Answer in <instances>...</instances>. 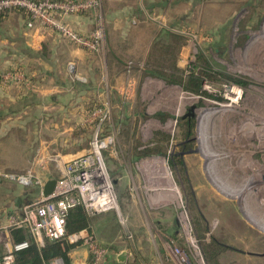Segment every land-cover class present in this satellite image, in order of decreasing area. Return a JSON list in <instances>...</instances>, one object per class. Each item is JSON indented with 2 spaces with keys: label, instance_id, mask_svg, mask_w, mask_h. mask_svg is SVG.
I'll list each match as a JSON object with an SVG mask.
<instances>
[{
  "label": "rangeland",
  "instance_id": "1",
  "mask_svg": "<svg viewBox=\"0 0 264 264\" xmlns=\"http://www.w3.org/2000/svg\"><path fill=\"white\" fill-rule=\"evenodd\" d=\"M112 2L116 16L125 11L122 7L126 5L136 9L131 10L133 13L130 17L135 20L136 25L124 23L106 27L102 20L104 40L97 51L100 52L101 47L109 39L112 41L113 48L107 49L109 51L107 58L114 60L115 67L122 68L128 80L127 84L131 85V88L125 90L123 94L115 91L113 97L120 96L125 100L130 97L136 99L131 118L125 116L127 115L126 106L121 108V114L118 117L117 110L113 112L112 105L104 102L111 109L109 124L117 131L115 147L122 149L127 145H143L142 148H148L153 136V141L158 143L155 146L157 149H152L151 152H157L168 159L166 168L172 180L165 168L164 180L173 194L166 192L163 181L162 188L166 190L163 191L162 198L156 207L152 206L149 199V184L139 182L136 185L126 186L127 205L124 209L119 205L121 216L126 218L125 227L119 224L116 214L114 218L110 215L90 217L89 224L94 238L100 244V240L105 241L103 238L111 242V245H108L112 254L111 264H264V235H260L256 230L258 228L252 227L243 216L245 212H248L246 207H250V199L245 203L244 201L251 195L245 192L246 194L239 200L232 196H225L224 192L218 189L221 188L219 184L223 185L221 176H227L230 173L231 180L234 181L242 174L236 169L219 172L220 165L228 168L226 160L220 164L216 161L213 170L217 175L208 177L207 170L203 168L205 164L201 157V147L195 140L198 128L196 119L195 125L192 121L190 141L182 147L179 144L175 146L177 140L182 141L185 130L183 123L179 125V121L183 119L178 118L174 129L175 143L171 145L170 154L168 150L171 135L166 129L167 123L174 122V114L183 116L187 112L186 108L191 105H194L197 110L228 105L229 101L222 92V86L231 82L229 78H234L243 84L241 100L234 104L231 110L221 113V118L217 115L218 119L210 120V127L208 126L207 129L204 127V132L209 135V132L213 134L216 129H219L223 134L231 137L229 144L235 137V146L243 148L241 161L249 158L252 151L256 152L258 140H264V0H205L198 1L194 8L179 0L173 8L160 9L164 11H162L164 17H161L163 25H154L152 21L150 22V20L158 19L156 13L146 15L147 13L137 9L139 0H113ZM140 2L144 5L145 0ZM101 4L100 0V7L97 9L99 12ZM100 13L102 15V12ZM19 15L25 20V30L22 31V27H19L18 32L21 31V33L11 37L10 31L17 28ZM146 17L149 21L143 23ZM26 24L27 17L23 10L8 11L4 20L0 22V47L5 49L4 52L7 55L10 54V47L20 54L32 51L25 42H22L23 40H20L24 36L21 37L19 34L33 32L41 27L38 25L28 27ZM64 25L71 31L85 36L76 32L68 24L64 23ZM50 33H52L50 38L55 36L65 45L79 48L60 34ZM16 38L18 41H13ZM57 38L55 39L57 48L64 46ZM48 46L47 43H41L40 48L35 49L48 51L51 47ZM63 49L58 48L59 51ZM81 50L88 54L97 53ZM13 59L17 60V58L8 57V60L14 61ZM69 65H72L73 73H70ZM75 65L77 64L73 61L67 64L71 79L84 80V77L78 75ZM12 69L20 70L16 67ZM148 70L160 71L167 77L171 74L174 77L182 76L183 81H187L190 71H193L194 75L201 71L206 78L202 81L200 90L208 96L197 92H185L177 84H168L162 79L147 75ZM4 72L0 71V73ZM23 76L28 80V86H19L32 91L34 89L32 80L25 73ZM116 81L121 80L116 78ZM151 81L152 84H149ZM136 82L140 86L145 82L146 90L143 96L140 95L138 88L136 90ZM184 96L196 100L194 99L192 103L179 102V98ZM207 100L218 104L211 105ZM152 109L155 111L151 113ZM197 110L195 117L199 114ZM157 112L162 114L158 115ZM66 124L69 125L67 121L58 123L64 129ZM256 131L257 134H261L256 136L254 133ZM143 133L150 137H146L147 141L143 140ZM237 134L239 137L236 138ZM214 144L220 143L214 140ZM207 146L211 151L218 153L219 148L215 150L208 143ZM188 149L199 151L197 155H188ZM239 150L241 149H237ZM258 150L259 154H255L252 158L260 161L264 150L260 148ZM230 167L233 165L230 164ZM210 173L213 174L214 171ZM249 175L250 173L244 171L245 177ZM59 178L60 176L56 180ZM224 186L226 185L222 188L225 189ZM258 187L260 186L256 185L253 188ZM15 191L16 189L8 185V182L0 180V218L12 206ZM135 203L141 205V208L137 205V208H140L137 209L134 206ZM110 214L113 213L110 212ZM98 215L101 214L95 216ZM182 215L189 220L190 235L181 225ZM4 219L5 217L0 220ZM259 220V218L254 219L255 222Z\"/></svg>",
  "mask_w": 264,
  "mask_h": 264
},
{
  "label": "crops",
  "instance_id": "2",
  "mask_svg": "<svg viewBox=\"0 0 264 264\" xmlns=\"http://www.w3.org/2000/svg\"><path fill=\"white\" fill-rule=\"evenodd\" d=\"M101 1L100 12H102V15L98 10H92L83 14L60 17V20L82 35L89 34L93 30L96 21L100 18L104 21L106 27L123 25L124 23L136 25L135 20L130 18L133 13L131 10L136 9H132L129 5L122 7L125 11L121 12V18L119 14L116 16L114 13L113 0ZM182 1L194 8L197 6L198 1L205 0ZM177 2L179 0H145L143 5L139 0L137 9L147 13L146 15L153 14V12L156 13L158 19L150 20V22L152 21L154 25H163L161 17H164V11L162 10V12L160 9L173 8ZM218 2L220 3L221 1ZM19 17L17 28L10 31L11 37L21 33V31L18 32L19 27H22V31L25 30V20L20 15ZM2 20L4 18L0 22ZM148 21L149 19L146 17L143 23H148ZM107 32H109L108 28ZM51 34L43 28L27 32L26 34H19L21 37L24 36L20 40H23L22 42H25L28 48L32 50L22 54L10 47L9 50L13 52L11 53L10 51V54L7 55L4 52L5 49L3 50L0 47V71L14 70L12 68L15 67L19 68L32 80L34 85L32 91H27L20 86H2L0 84V169L11 172H24L32 168L37 175L42 177L45 183L50 180L55 181L60 176L62 167L67 161L85 152L92 133V128L86 125L84 121L88 106L107 102L112 105L113 112L117 110L118 117L121 114V108L126 106L127 115L125 116L131 118V111L136 101V99L131 97L127 100L120 96L113 97L115 91L118 94H123L125 90L131 88V85L127 84L128 80H126L127 77H125L126 74L122 68L115 67L114 60L107 58V53L109 52L107 49L109 47L113 48L110 39L101 47L100 52L88 54L75 46L65 45L54 34V37L50 38ZM56 38L59 43L62 42L61 44H64V46H58L59 49L64 48L61 51L57 48ZM13 41H18V39L16 38ZM41 43H47L51 47L48 51L35 49L36 47L40 48ZM13 54L17 55L14 56ZM8 57L17 58V60L13 59L14 61H11L8 60ZM69 61L77 64L75 65L76 70L78 69L77 73L84 77V80L82 79L84 82L71 79L67 68ZM116 78L121 81H116ZM149 84H152V81ZM137 88L140 91V95L143 96L146 90L145 82L141 86L136 82V90ZM141 100L143 101L144 99ZM153 110L155 111V109H152L150 112H154ZM157 114L160 115L162 113L157 112ZM181 117H177L176 121ZM216 119L218 118H210L213 121ZM59 121H67L69 125L66 124L67 126L65 125L64 129L58 125ZM223 135L225 134L222 131H214L213 134L209 132L207 143L215 150L219 148L220 151L222 147L224 148ZM143 136L146 137V134L143 133ZM151 137L152 141L148 148L155 147L156 144L153 141V136ZM186 140L190 139L177 140L175 146L179 144L184 147L189 142L184 143ZM214 140L220 144L215 145ZM142 146L127 145L122 149L114 147L104 154L119 205L123 209L128 202V195L125 189L128 185H136L139 182L149 184V199L153 204L152 206L156 207L162 198L164 190L167 189V193L173 194L170 191L171 188L167 186L164 180L166 178L164 168L169 172L166 168L168 159L157 152L150 154L141 153L146 149V147L142 148ZM207 148L210 156L213 151L210 150V147L207 146ZM241 153L242 151H237L230 146L225 149V154L231 155L238 162L236 167L234 162L232 169H236L242 176H239L237 180L234 179V181L231 180L230 176H221V183L224 185L237 186L249 183L250 177H245L244 171L245 173H250L252 169L244 167V162L241 161L243 158ZM202 160L204 161L205 159L202 158ZM203 164H205V161ZM203 168L205 169V167ZM221 170L226 169L220 165L219 172ZM170 179L172 180L171 174ZM163 181L166 189L162 188ZM8 185L16 189V194L13 197L12 206L3 213L5 219L13 212H19L24 204L33 200L39 194L37 188L24 189L9 182ZM137 205L139 206L138 203L134 204L136 208ZM139 207L141 208V205ZM109 215L112 218L115 216L114 213L111 215L110 212H105L92 217ZM5 219L3 221L0 220V225L5 222ZM21 233L24 235V239L27 238L25 233ZM11 236L14 239L13 234ZM103 239L105 241L100 240L102 245H111L108 239Z\"/></svg>",
  "mask_w": 264,
  "mask_h": 264
},
{
  "label": "built area",
  "instance_id": "3",
  "mask_svg": "<svg viewBox=\"0 0 264 264\" xmlns=\"http://www.w3.org/2000/svg\"><path fill=\"white\" fill-rule=\"evenodd\" d=\"M99 7L100 0H0V11L23 10L27 17L26 25L28 27L38 25L48 32H56L79 48L90 52H97L102 46L104 40L102 20L98 19L94 30L89 35L81 36L64 25L60 17L90 12L99 9ZM69 67L70 73H73L72 65ZM0 83L5 86H28V80L20 70H8L0 73ZM222 92L229 104H236L242 98L243 88L236 83L229 82L222 86ZM208 102L211 105L218 104L213 101ZM196 110L195 108L194 114ZM204 110H197L198 117L194 115V125L196 119L198 127L195 140L196 144L201 147V157L205 159L208 177L212 178L213 175H217L213 170L216 161H219L220 164L227 160L228 168H225L226 170L232 169L234 162L236 167L238 162L231 155L225 154L223 147L218 153L212 152L209 156L208 134L204 132V127L206 129L208 126L210 127V119H204L202 112ZM177 117L180 116L175 114L174 122H169L166 125V129L169 130L167 132L171 135L169 154L172 143H175L174 129ZM84 121L86 125L92 128L88 146L83 154L73 157L63 165L60 178L55 180L53 190L48 196L42 195L45 181L32 168L24 172L0 169L1 181L12 183L24 189L37 188L39 190L36 198L24 204L19 212L10 214L5 222L0 225V264H13L16 257L29 248L30 241L35 244L37 249L44 248L47 241L60 242L63 251H65L63 242L80 243V245H72L73 247L65 252L68 264H111L112 254L109 247L96 241L92 233L86 229L67 233L65 229L67 212L75 206H81L86 215L90 217L105 212H113L123 228L126 224V218L120 213L114 183L107 170L104 156L106 151L115 147L116 142L117 131L109 124L111 109L107 103L100 104L87 112ZM171 123L172 126H170ZM146 137L144 136L143 140H146ZM196 151L199 150L196 149ZM258 152L260 151L257 146L256 152L252 151L248 156L249 158H245L243 161L244 167L252 169L249 175L252 190L247 191L251 197L244 201L245 203L250 199V207H246L248 212H245L243 216L252 227L259 226V229H256L257 232L264 235V155L261 156V163L258 159L252 158L255 154L258 155ZM230 164L233 167H230ZM213 171V174L210 173ZM227 176H230V173ZM219 185L222 187L224 184ZM256 185L260 187L253 188ZM218 189L224 192L225 196H231L230 189ZM255 209L260 212L257 213ZM246 213L252 214L250 217L259 218V222H255L251 218L249 220L245 216ZM188 221L182 215L181 225L184 231L190 235ZM13 231H21L26 234L27 238L22 241H15L11 236ZM49 264H64V261L57 257Z\"/></svg>",
  "mask_w": 264,
  "mask_h": 264
},
{
  "label": "trees",
  "instance_id": "4",
  "mask_svg": "<svg viewBox=\"0 0 264 264\" xmlns=\"http://www.w3.org/2000/svg\"><path fill=\"white\" fill-rule=\"evenodd\" d=\"M7 12L8 11H0V20L5 18ZM192 66H194V64ZM147 75L162 79L168 84H177L185 92H192V93L197 92L206 97L208 96V94L200 90V85L202 81H204L206 78V76L201 71H198L197 73H195V75L193 71H190V75L188 74L189 77L187 78V81H183L182 76L174 77L172 76L173 74H171L169 77H167L162 72L154 71V70H148ZM229 79L233 83L243 85L242 82L237 79H234V78H229ZM96 106H98V104H93V105L88 106V108L86 109V112L90 111ZM192 121L194 120L185 119V120L179 121V125L180 123H183L185 127L182 140L185 138H190L191 136L190 131L192 129ZM157 143L158 142H156L155 146H157ZM152 149H157V147L146 148L145 150H143V153L150 154L152 153L151 151H153ZM89 218L90 216L86 215V213L83 211L81 206L72 207L71 209L68 210L66 219H65L66 220V226H65L66 232L73 233V232H76L82 229H86L89 233H92L90 224H89ZM12 234L14 236L15 241L24 240V235L20 231H13ZM29 245L30 246L27 250L20 253L16 257L13 264H49L52 260H54L57 257L61 258L64 261V264H68V258L65 252L71 249L73 247L72 245H80V243L69 244V243L63 242L62 245H64L65 251L62 250L60 246L61 245L60 242H56V241H47L45 244V247L42 249H37L35 247V244L31 241Z\"/></svg>",
  "mask_w": 264,
  "mask_h": 264
},
{
  "label": "bare ground",
  "instance_id": "5",
  "mask_svg": "<svg viewBox=\"0 0 264 264\" xmlns=\"http://www.w3.org/2000/svg\"><path fill=\"white\" fill-rule=\"evenodd\" d=\"M179 93V92H178ZM194 99L195 98H188L187 96H184V97H180L179 98V102H183V103H192V102H194ZM196 100V99H195ZM183 106V105H182ZM233 106H234V104H228V105H225V106H222V107H219V108H217V109H205L204 111H202V112H204L206 115H204V119L206 118V119H210L211 117H218L217 115H219L220 116V114L221 113H225V112H227V110H231L232 108H233ZM179 108V107H178ZM177 111H179V110H177ZM220 118H221V116H220ZM226 118H228L229 119V117H226ZM227 119V120H228ZM173 124L171 123L170 124V126H172ZM213 126H214V124H213ZM213 128H215V126L213 127ZM217 131H220L219 129H216ZM215 130V131H216ZM255 134H256V136H258L259 134H261V133H259V134H257V131L256 132H254ZM225 134V133H224ZM237 137H239V134H237L236 135V138ZM263 137V136H262ZM230 138L231 137H229L228 136V134H225V135H223V143H224V149H226V148H228L229 146L230 147H232V148H234V149H241L240 151H242V147H236L235 146V142H234V138L231 140V142H230V144H229V140H230ZM236 141V140H235ZM237 142V141H236ZM258 148H260V149H262V150H264V140H258ZM218 156H221V155H218ZM216 159V158H215ZM222 188V187H221ZM220 188V189H221ZM230 189V191H231V196L232 197H234V198H237V199H241V197L243 196V193H245V192H247V191H249V190H252V187H251V183H246V184H242V185H237V186H235V187H232L231 185H227L226 186V189H224V190H229ZM263 209H264V207H263ZM255 211L257 212V213H259L260 211L259 210H256L255 209ZM252 214H250V213H246L245 214V216L247 217V218H251V219H255V217H250ZM256 227V226H255ZM256 228H258L259 229V226H257Z\"/></svg>",
  "mask_w": 264,
  "mask_h": 264
},
{
  "label": "water",
  "instance_id": "6",
  "mask_svg": "<svg viewBox=\"0 0 264 264\" xmlns=\"http://www.w3.org/2000/svg\"><path fill=\"white\" fill-rule=\"evenodd\" d=\"M194 110H195V106L191 105L188 108L187 112L181 117V119H188V120L193 119L194 118ZM188 141H190V140H188ZM188 141L186 140V141H184V143H186ZM187 153H196V150L191 149ZM54 184H55L54 180L47 181L43 186L42 195L48 196L52 192Z\"/></svg>",
  "mask_w": 264,
  "mask_h": 264
}]
</instances>
